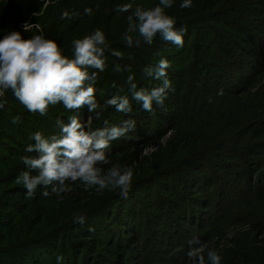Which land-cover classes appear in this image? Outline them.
<instances>
[{"label":"trees","instance_id":"1","mask_svg":"<svg viewBox=\"0 0 264 264\" xmlns=\"http://www.w3.org/2000/svg\"><path fill=\"white\" fill-rule=\"evenodd\" d=\"M180 2L165 11L177 28L187 29L183 48L159 35L152 45L137 33L131 35L139 45L124 40L132 11L159 0H0V38L18 31L30 39L40 26L71 58L74 40L103 31L105 70L89 69L97 71L103 110L100 119L86 109L80 118L93 130L105 120L109 126L136 121L134 131L112 142L111 163L101 165L105 172L114 165L133 169L126 198L118 189L85 190L79 182L62 199L44 197L42 188L26 198L15 181L27 170L22 157L35 155L25 151L34 143L30 135L58 134L57 119L67 122L73 113L58 104L47 116L33 114L6 93L0 110V264H193L187 255L193 237L217 251L221 264H264V0H193L188 9ZM124 4L132 10L118 12ZM25 25L34 28L26 32ZM161 59L171 63L172 83L163 107L154 104L147 112L133 101V112L125 115L106 106L112 95L127 94L129 75L138 88L159 86L143 69ZM79 216L84 224L75 222ZM242 225L251 228L252 242L226 243L224 231ZM207 253H201L206 264Z\"/></svg>","mask_w":264,"mask_h":264},{"label":"clouds","instance_id":"2","mask_svg":"<svg viewBox=\"0 0 264 264\" xmlns=\"http://www.w3.org/2000/svg\"><path fill=\"white\" fill-rule=\"evenodd\" d=\"M174 3L175 0H159V4L152 8L136 7L127 17L128 28L124 36L127 45L131 47L134 42L139 45L141 41H134L131 35L137 33L147 45H152L159 35L163 41L183 48L187 29L177 28L175 18L165 11ZM192 3L193 0H181L179 6L188 9ZM116 10L129 12L132 5H119ZM84 11L86 15L92 13L91 8ZM63 15L70 18L74 14L65 12ZM29 27L25 25L24 31L27 32ZM107 48L106 36L101 30L74 40L71 58L63 54L56 41L42 34L24 39L20 32L11 31L0 38V110L7 103L6 93L11 91L30 113L47 116L50 106L58 104L73 113L67 122L57 119L58 134L46 136L37 131L30 135L29 139L34 143L28 144L25 151L35 155L22 157L27 170L20 172L15 181L26 189V198H33L38 188H42L45 189L41 193L44 197L55 194L62 199L61 194L70 192L71 185L77 182L85 190L95 188L102 192L118 189L121 196H128L133 169L114 165L105 172L101 165L111 163L112 142L134 131L136 121L130 118L109 126L105 120L104 127L93 130L79 115L86 109L88 113H94L96 119L101 117L103 109L97 101L98 89L95 86L97 71L90 73L89 69L105 70ZM170 67L169 60L161 59L155 66L143 69L147 77L160 81L159 86L151 89L138 88L134 75H129L127 94L112 95L105 101L106 106L125 115L133 112V101L147 112L154 111V104L163 107L172 90L168 77ZM116 70L119 71V67ZM19 119V116L14 117L12 123L15 125ZM85 219L79 216L75 222L84 224ZM188 243L187 255L193 264H206L205 257L200 254L203 248L200 240L193 237ZM221 260L217 251H208L207 264H221Z\"/></svg>","mask_w":264,"mask_h":264},{"label":"rangeland","instance_id":"3","mask_svg":"<svg viewBox=\"0 0 264 264\" xmlns=\"http://www.w3.org/2000/svg\"><path fill=\"white\" fill-rule=\"evenodd\" d=\"M43 1H45L46 3H49L50 0H43ZM32 28H34V26L31 25L29 27V29H32ZM35 29L38 32V35H40V34L43 35L44 34V32H43V30L41 29L40 26L36 27ZM153 150H155V148L152 149V150L148 149V150H146V153H150ZM221 214L219 212H217L216 215H217L218 218H221ZM224 233L226 234V241H225L226 243H229L230 241H232L234 239H237L240 242L245 243L246 245H249L252 242V240H253L252 239L253 238L252 237V230H251V228L249 226H243V225L242 226H231L228 229H226L224 231ZM229 247L231 248V246H229ZM209 248H210V246L204 247L201 250L200 254L204 253L205 251H209L210 250Z\"/></svg>","mask_w":264,"mask_h":264}]
</instances>
